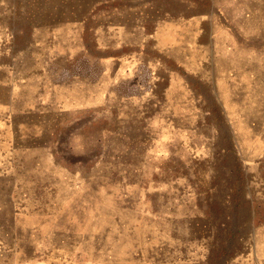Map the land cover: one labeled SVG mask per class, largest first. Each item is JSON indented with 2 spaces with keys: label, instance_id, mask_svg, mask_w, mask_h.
I'll list each match as a JSON object with an SVG mask.
<instances>
[{
  "label": "rangeland",
  "instance_id": "rangeland-1",
  "mask_svg": "<svg viewBox=\"0 0 264 264\" xmlns=\"http://www.w3.org/2000/svg\"><path fill=\"white\" fill-rule=\"evenodd\" d=\"M0 264H264V0H0Z\"/></svg>",
  "mask_w": 264,
  "mask_h": 264
},
{
  "label": "trees",
  "instance_id": "trees-1",
  "mask_svg": "<svg viewBox=\"0 0 264 264\" xmlns=\"http://www.w3.org/2000/svg\"><path fill=\"white\" fill-rule=\"evenodd\" d=\"M224 252H226V250H224Z\"/></svg>",
  "mask_w": 264,
  "mask_h": 264
}]
</instances>
